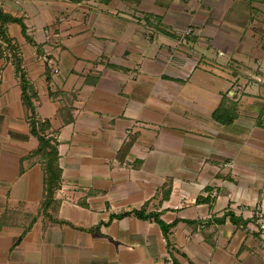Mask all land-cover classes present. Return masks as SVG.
Here are the masks:
<instances>
[{
    "label": "crops",
    "instance_id": "0c3cea01",
    "mask_svg": "<svg viewBox=\"0 0 264 264\" xmlns=\"http://www.w3.org/2000/svg\"><path fill=\"white\" fill-rule=\"evenodd\" d=\"M0 8L22 21L7 31L59 141L55 215L66 221L40 213L45 172L31 156L39 140L0 47V264H264L263 225L213 221L229 210L264 219V0ZM224 96L231 123L213 116ZM144 205L166 223L182 219L170 248L153 220L110 221Z\"/></svg>",
    "mask_w": 264,
    "mask_h": 264
},
{
    "label": "trees",
    "instance_id": "16d2710c",
    "mask_svg": "<svg viewBox=\"0 0 264 264\" xmlns=\"http://www.w3.org/2000/svg\"><path fill=\"white\" fill-rule=\"evenodd\" d=\"M14 22L22 23L19 18L5 13L0 8V47L2 51L8 50L11 53L14 64L16 66L18 78L20 79L22 99L27 108L28 120L31 125V132L39 140V147L31 154V156L39 158L45 172V194L44 199L40 205V213L44 216L49 217L52 222L63 224L66 223V221L60 219L55 215L61 204V201L56 198V191L61 187L62 184V168L59 162V141L53 133L49 132V121L42 120L38 114L37 105L35 103L37 93L26 76L25 70L22 66V58L19 48L7 31V25ZM222 115L227 116L225 120L226 123H231L234 119V116H236L235 110L226 106L225 96L222 99V103L220 104V106L213 112V116L216 119L220 118ZM258 125L264 127L262 118L259 120ZM132 141L133 140H130L126 144L125 150L130 147ZM207 190H210V188L208 187ZM170 192V183L166 182L162 188V199L168 198ZM202 199H208V197L205 198L200 196L198 198V201H201ZM82 204L87 205L85 201H83ZM127 216H135L143 220H153L158 223L163 231L164 236L167 239L169 248L172 246L169 235L172 232V229L180 221H182V219H176L171 223H166L161 218L160 212L149 211L147 205H144L139 209H133L130 211L121 212L119 214H112L110 221L114 218H124ZM227 219H229L238 227H246L251 222L258 223L260 217L256 215L252 218L245 219L243 216H238L234 211L229 210L225 212L222 217L214 218L213 221L217 224H224ZM199 223L204 224L205 221H199ZM256 234L259 236L260 232H256ZM173 259L174 263L178 264L177 260L175 258Z\"/></svg>",
    "mask_w": 264,
    "mask_h": 264
},
{
    "label": "built area",
    "instance_id": "2783aa9c",
    "mask_svg": "<svg viewBox=\"0 0 264 264\" xmlns=\"http://www.w3.org/2000/svg\"><path fill=\"white\" fill-rule=\"evenodd\" d=\"M193 33H195V29L192 28V27H188V28L184 31V34H185V35H191V34H193Z\"/></svg>",
    "mask_w": 264,
    "mask_h": 264
},
{
    "label": "rangeland",
    "instance_id": "374dc122",
    "mask_svg": "<svg viewBox=\"0 0 264 264\" xmlns=\"http://www.w3.org/2000/svg\"><path fill=\"white\" fill-rule=\"evenodd\" d=\"M232 66L233 67H235V65L232 63ZM245 68H246V66H245ZM241 68L239 67V66H236V71H238L239 72V70H240ZM231 70V69H230ZM243 70H245V69H243ZM243 72V71H242ZM259 217V216H258ZM258 223H259V225H263L264 226V219H260L259 221H258ZM259 229V228H258Z\"/></svg>",
    "mask_w": 264,
    "mask_h": 264
}]
</instances>
